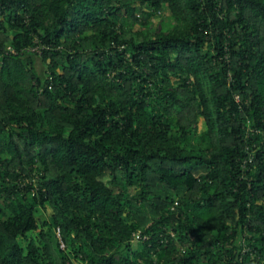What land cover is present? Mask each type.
<instances>
[{"label":"trees","instance_id":"1","mask_svg":"<svg viewBox=\"0 0 264 264\" xmlns=\"http://www.w3.org/2000/svg\"><path fill=\"white\" fill-rule=\"evenodd\" d=\"M75 263L264 264V0H0V264Z\"/></svg>","mask_w":264,"mask_h":264},{"label":"rangeland","instance_id":"2","mask_svg":"<svg viewBox=\"0 0 264 264\" xmlns=\"http://www.w3.org/2000/svg\"><path fill=\"white\" fill-rule=\"evenodd\" d=\"M161 17H162V20L164 21V22H167L168 21V18H169V12H168V10L165 8V10L162 12V15H161ZM153 24L158 28L159 27V21L157 20V21H153ZM39 65V64H38ZM40 66V65H39ZM38 68H40V67H38ZM39 219H41V220H46L47 219V216L45 215V214H43V212L42 211H39V217H38ZM137 242L135 243V247L136 248H139V241L138 240H136ZM76 264V263H75Z\"/></svg>","mask_w":264,"mask_h":264},{"label":"built area","instance_id":"3","mask_svg":"<svg viewBox=\"0 0 264 264\" xmlns=\"http://www.w3.org/2000/svg\"><path fill=\"white\" fill-rule=\"evenodd\" d=\"M31 52H38V48L35 47V48L31 49ZM56 237H57V239L59 241L60 249L61 250H64L65 249V246L63 244V241L61 240V233H60V230L59 229L56 230ZM133 237L135 239H140V235L139 234H137V235L135 234V235H133Z\"/></svg>","mask_w":264,"mask_h":264}]
</instances>
